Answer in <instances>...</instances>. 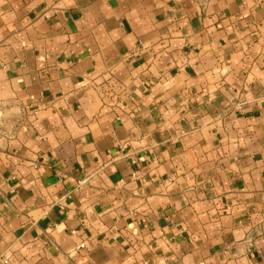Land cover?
<instances>
[{
  "label": "crops",
  "instance_id": "0c3cea01",
  "mask_svg": "<svg viewBox=\"0 0 264 264\" xmlns=\"http://www.w3.org/2000/svg\"><path fill=\"white\" fill-rule=\"evenodd\" d=\"M0 264H264V0H0Z\"/></svg>",
  "mask_w": 264,
  "mask_h": 264
},
{
  "label": "built area",
  "instance_id": "2783aa9c",
  "mask_svg": "<svg viewBox=\"0 0 264 264\" xmlns=\"http://www.w3.org/2000/svg\"><path fill=\"white\" fill-rule=\"evenodd\" d=\"M73 233L76 234L77 231H73ZM84 248H86V241L85 240L82 241L81 243H79V245L76 247V250L75 251H78V250L84 249Z\"/></svg>",
  "mask_w": 264,
  "mask_h": 264
}]
</instances>
